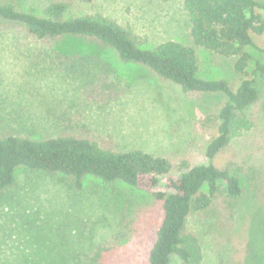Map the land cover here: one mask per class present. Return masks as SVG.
Here are the masks:
<instances>
[{
    "label": "rangeland",
    "instance_id": "1",
    "mask_svg": "<svg viewBox=\"0 0 264 264\" xmlns=\"http://www.w3.org/2000/svg\"><path fill=\"white\" fill-rule=\"evenodd\" d=\"M9 1L39 11L50 0ZM70 13L115 20L148 46L165 40L192 44L181 0H92L76 4ZM195 48L203 77H223L235 86L254 76L253 61L239 73L234 57ZM257 84L261 99L253 127L232 142L238 159L255 168L256 178L253 184L242 179L235 208L213 205L188 217L201 264H264V80ZM224 100L220 94H185L81 38L40 42L0 20V133L69 132L116 150L140 148L199 163L207 134L194 122ZM130 219L131 228H124ZM160 219V205L148 191L90 176L76 187L60 173L20 167L14 183L0 191V264H79L98 244L110 241L115 249L106 256L107 264H141ZM171 264L180 262L173 256Z\"/></svg>",
    "mask_w": 264,
    "mask_h": 264
},
{
    "label": "trees",
    "instance_id": "2",
    "mask_svg": "<svg viewBox=\"0 0 264 264\" xmlns=\"http://www.w3.org/2000/svg\"><path fill=\"white\" fill-rule=\"evenodd\" d=\"M91 1L50 0L35 11L0 0V20L16 24L40 42L71 36L110 49L120 60L146 68L185 94L223 95L225 100L214 111L194 122L195 129L207 134L203 161L172 160L140 148L116 150L92 136L69 132L44 137L1 132L0 191L14 183L20 167L60 173L73 179L76 187L90 176L148 191L160 205L161 219L141 264H171L173 256L180 264H201L200 243L187 227L188 217L213 205L235 208L243 192L242 179L253 184L256 178L255 168L238 159L232 142L253 127L261 99L257 83L264 80V0H181L192 44L165 40L151 46L115 20L70 13L76 4ZM195 47L234 57L233 68L239 73L253 61L254 76L235 86L223 77H203ZM133 222L126 220L124 228L130 229ZM114 249L111 241L100 243L79 264H107L106 256Z\"/></svg>",
    "mask_w": 264,
    "mask_h": 264
}]
</instances>
